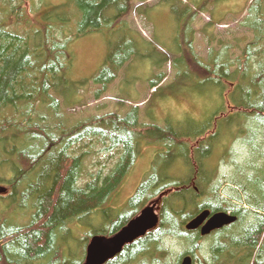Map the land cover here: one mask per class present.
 I'll return each instance as SVG.
<instances>
[{
  "label": "trees",
  "instance_id": "obj_1",
  "mask_svg": "<svg viewBox=\"0 0 264 264\" xmlns=\"http://www.w3.org/2000/svg\"><path fill=\"white\" fill-rule=\"evenodd\" d=\"M39 1H0V184L8 188L0 194V264H81L70 245L79 224L90 228L82 239L88 246L94 235L116 234L151 203H159V226L125 245L106 264H181L186 254L194 264H248L264 235V0H248L242 9L248 12L242 23L255 36L243 46L233 72L234 61L224 58L222 63L219 57L211 65L210 59L190 52L197 81L215 82L219 76L212 68L225 65L231 100L216 113L233 126L223 134L214 133L212 124L196 133L170 124L145 125L120 112L90 111L68 127L60 99L64 91L57 85L64 84L71 66L66 62L71 57L67 40L112 30V18L123 20L131 0H70L80 11V17L75 12L80 18L76 32L63 29L61 19L52 16L65 4L45 11V0ZM214 1H200L195 12L183 16V24L191 28ZM27 4L34 6L38 18L24 16ZM123 41L110 49L100 74L115 79L133 57L130 42ZM164 76L162 72L159 83ZM70 87L79 85L73 82L64 89ZM138 112L137 106L130 111ZM210 136L216 142L205 147ZM97 145L101 150H95ZM145 145L154 152L151 164L134 194L119 207L113 200ZM101 151L114 153L116 163L108 173L100 169L85 179L88 157ZM244 202L248 207L243 217L235 211L239 220L234 227L249 216L254 219L236 233L217 230L216 236L205 237L186 227L204 210H236ZM19 216H27L28 222L18 223ZM175 244L185 251L177 252ZM258 258L264 264V256Z\"/></svg>",
  "mask_w": 264,
  "mask_h": 264
},
{
  "label": "rangeland",
  "instance_id": "obj_2",
  "mask_svg": "<svg viewBox=\"0 0 264 264\" xmlns=\"http://www.w3.org/2000/svg\"><path fill=\"white\" fill-rule=\"evenodd\" d=\"M181 1V4H173L166 0H147L142 3L140 0H131V11L123 20L112 18V30L106 28L104 32H94L67 40L68 55L71 57L66 59V62L71 66L67 64L69 66L64 84L59 82L61 80L55 83L59 82L57 85L60 84L61 90L64 91V94H60V99L67 111L68 127L81 118H86L91 114L90 111L98 114L125 113L128 118L138 117L141 124H170L179 128L178 130L194 133L212 124L214 133L223 134L227 132V128L233 126L228 124L226 116L217 114L231 100L225 65L212 68L216 69L219 76L215 82L210 79L197 81L199 78L194 77L197 75V66L192 65L190 52L205 60L210 59L211 65L218 62L219 57L222 63H226L224 58H227L228 62L234 61V66L230 67L233 72L237 67V57L242 58L243 46L255 36L254 32L242 23L248 13H242L248 0H216L207 4L206 11H200L191 25L194 32L190 26L183 24L186 23V17L183 16L190 11L195 12L202 0ZM35 3L39 5L40 1L35 0ZM62 4L68 8H55L56 13L52 16L56 15L61 19L58 22L62 24L63 29L76 32L80 23V11L76 5L70 4V0H45L42 6L47 11L52 6ZM33 7L31 4L25 6V17L38 18L33 13ZM200 8L201 6L198 9ZM66 12L67 17L64 15ZM72 12L74 15H71ZM115 12L113 10L109 15L113 16ZM123 39L130 42L133 57L117 72L115 79H110V73L102 75L100 72L110 49ZM229 44L232 46L228 47ZM186 58L189 59L188 63ZM162 72L166 73V76L159 83ZM96 78L99 79L95 80ZM73 82L79 85L78 89H64ZM135 106L139 108L138 115L130 113ZM51 110L49 112L52 113ZM216 115L218 117L214 120ZM212 137L211 139L210 136L211 140L209 139L205 147L216 142L215 137ZM101 148V145H97L95 150L99 151ZM149 148L146 145L142 147V155L132 173L126 177L121 192L113 200L117 206L125 204L146 174L154 156V152ZM85 149H89V145L85 146ZM220 149L221 145L216 151L217 154L221 152ZM180 151L183 155L186 150L182 147ZM112 154L114 153L101 151L88 157L85 179L90 178L89 173H96L100 169L108 173L117 161V156ZM16 221L25 224L28 218L19 216ZM95 222L101 224L99 219ZM89 229V226L79 224L71 236L70 245L76 250L75 256L78 261H82L81 264L85 262L87 249L82 239ZM208 240L209 238L204 240L206 245ZM175 248L177 252L185 251V248L177 244ZM259 256H264V235L258 250L255 249L248 259V264H258L261 259Z\"/></svg>",
  "mask_w": 264,
  "mask_h": 264
},
{
  "label": "water",
  "instance_id": "obj_3",
  "mask_svg": "<svg viewBox=\"0 0 264 264\" xmlns=\"http://www.w3.org/2000/svg\"><path fill=\"white\" fill-rule=\"evenodd\" d=\"M7 189L6 186L0 184V194L6 193ZM236 220V215L222 211L211 215L210 210L207 209L191 219L186 227L189 230L200 229L201 234L205 236L213 230L220 229ZM159 222L157 204L148 205L116 234L112 236L94 235L88 244L86 259L83 264H105L121 253L125 245L155 229ZM192 263V256L187 255L183 258L182 264Z\"/></svg>",
  "mask_w": 264,
  "mask_h": 264
},
{
  "label": "flooded vegetation",
  "instance_id": "obj_4",
  "mask_svg": "<svg viewBox=\"0 0 264 264\" xmlns=\"http://www.w3.org/2000/svg\"><path fill=\"white\" fill-rule=\"evenodd\" d=\"M248 207V205H246V204H244V205H237V207H236V210H231V212L232 213H240V214H242V217H243V211H244V208H247ZM236 211V212H235ZM235 214L238 218H239V216H238V214ZM253 219H254V216H249V218H247V219H245V220H243L242 219V221L243 222H241V225L239 224L238 226H235L234 227V224H232V225H228V226H225V227H223L222 229H220V231H221V233L220 234H222L223 232H224V234H227V232L228 231H230V232H237V228H238V230H242V229H244L245 228V226H246V224H248V223H250V222H252L253 221ZM216 230H215V232L213 231V233L212 234H210L209 236H216ZM240 235V234H239ZM241 236V235H240ZM241 263H244V261L243 262H241Z\"/></svg>",
  "mask_w": 264,
  "mask_h": 264
},
{
  "label": "bare ground",
  "instance_id": "obj_5",
  "mask_svg": "<svg viewBox=\"0 0 264 264\" xmlns=\"http://www.w3.org/2000/svg\"><path fill=\"white\" fill-rule=\"evenodd\" d=\"M235 215V214H234ZM239 219V218H238ZM222 245V244H221ZM232 261V260H231Z\"/></svg>",
  "mask_w": 264,
  "mask_h": 264
}]
</instances>
